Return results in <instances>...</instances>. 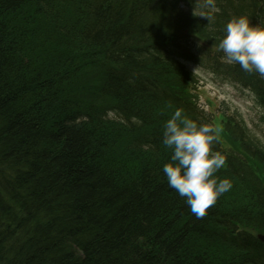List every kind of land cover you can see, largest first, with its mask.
Here are the masks:
<instances>
[{"label": "trees", "instance_id": "obj_1", "mask_svg": "<svg viewBox=\"0 0 264 264\" xmlns=\"http://www.w3.org/2000/svg\"><path fill=\"white\" fill-rule=\"evenodd\" d=\"M23 1L0 0V264H264V246L242 229L264 223L258 178L220 169L216 175L233 187L197 219L162 175L171 151L161 139L139 142L156 159L135 167L140 177L126 174L116 157L107 162L94 139L95 131L115 136L123 121L141 127L149 103L158 101L155 112L166 121L177 108L194 112L164 95L168 104L161 103L168 93L162 81L179 77L158 51L168 46L178 19L161 20L163 8L147 0H42L8 10ZM28 33L29 48L19 40ZM133 38L136 47H130ZM99 52L98 84L89 92L76 76ZM250 79L264 94L258 74ZM62 90L88 131L71 118L66 128L52 118ZM109 109L116 112L111 119ZM224 131L238 137L229 124ZM29 170L49 175V183H33Z\"/></svg>", "mask_w": 264, "mask_h": 264}, {"label": "clouds", "instance_id": "obj_2", "mask_svg": "<svg viewBox=\"0 0 264 264\" xmlns=\"http://www.w3.org/2000/svg\"><path fill=\"white\" fill-rule=\"evenodd\" d=\"M218 48L229 63L264 78V27L251 25L245 17H234L227 22ZM214 133L213 127L189 118L180 108L162 129L161 142L171 151L170 162L163 165L162 172L169 188L184 199L197 219L233 187L230 178L216 175L225 158L219 153L211 155Z\"/></svg>", "mask_w": 264, "mask_h": 264}, {"label": "bare ground", "instance_id": "obj_3", "mask_svg": "<svg viewBox=\"0 0 264 264\" xmlns=\"http://www.w3.org/2000/svg\"><path fill=\"white\" fill-rule=\"evenodd\" d=\"M42 0H25L21 3H18L15 5V7L10 8L8 10H23L25 8H29L32 4V6H39L41 4ZM6 14L9 15L11 14V11H6ZM72 15V12L70 13ZM61 20H63L64 22H66V20L63 18H61ZM30 26V24L28 25ZM30 27H28L29 30ZM33 33L35 34V32L33 31ZM29 34V33H28ZM120 41H123L124 44V37H120ZM19 40H26L28 44L25 45V47L29 48L31 46V44L28 42L29 40L32 41V38L30 36V34L27 36L26 34L22 37L19 38ZM136 39L133 38L130 42V47H136L137 43L135 41ZM22 43V41H20ZM122 44V45H123ZM101 50V49H100ZM102 51V50H101ZM100 53H98L97 57L94 58L93 60H97L98 58H100ZM97 54V53H96ZM118 54V52H117ZM115 57V56H113ZM53 58H55V55H53V57H51L50 59L53 60ZM110 58V57H109ZM47 61H49V58L46 59ZM111 62V61H110ZM109 65V63H108ZM101 67V65H100ZM98 68V61H95L94 64H89L83 67L82 69V74L77 75L76 77H78L77 82H79V85L82 86L84 84L87 83V87H88V91L90 92L94 86H96L98 84V82L95 80L96 77V70ZM115 66L113 65V71L115 70ZM76 72H79L81 70V65H77L75 67ZM58 75V77H62L61 74L56 73ZM57 77V78H58ZM161 93L158 92L157 98H160ZM55 99V98H54ZM131 102L128 104V106L130 107H134V100H130ZM144 101V100H143ZM61 102H65L67 104L68 107H65L61 104ZM145 102V101H144ZM158 102V101H157ZM157 102L155 103H149V107L145 108H151L145 111V118L143 121V124H141V127L139 126V124H137L136 122L133 121H123L121 123V125L118 127H114L115 131H116V135L115 136H111L109 135L106 131H95L93 132L94 136H95V140L96 141H100L101 144V149L100 152L107 160V162H112L114 160V158L116 157L118 161H121L123 163V165L125 166V172L126 174H130V176L132 177L133 175H135L136 177H140L139 173L140 170H138V172L136 171L135 167L139 166L142 167L144 169V167H146V165L144 164V161L149 162L156 160L155 158L149 157L148 154H145L142 152V150H144L145 148H143V146H141L139 144V142L142 143V140H153V141H157V139H161L162 141V129H163V125L162 123L166 122L165 118H160L158 117V115L156 114V105ZM161 103L162 105H167L168 104V100L165 99V97L162 95L161 98ZM145 104V103H144ZM139 105V103H138ZM97 106L101 109L103 107L101 102H97ZM61 109V110H60ZM60 111V113H59ZM76 111H77V107L74 104L72 99H67L66 96V92L64 90L61 91L60 93V97L56 100V103L54 105V110L51 113L52 118L59 123L60 127H64L66 128L67 123L65 122L66 120H68L69 118H71L70 122H73L75 124H80L81 127L85 128L86 130L89 129L87 127V125L81 124V121H85L83 119H80L76 116ZM107 116L109 117V119H111L114 114H116L114 109H109L106 111ZM174 112H171L167 115L168 118L171 117V115ZM187 113L189 112H184V114L187 115ZM214 116L219 120L221 118V114L219 111H214ZM189 118L195 120L198 122V120H201L203 122H211L215 119V117L213 115L210 114H206V113H198L196 114L195 112H190V115H187ZM61 119L62 121H60L59 119ZM160 118V119H159ZM164 119V120H163ZM220 121V120H219ZM86 122V121H85ZM91 127V126H90ZM92 128V127H91ZM128 130L130 132H128ZM88 131V130H87ZM84 132V130H83ZM109 132V131H108ZM156 133H159L156 134ZM117 143L116 147L114 148V145ZM139 153L140 157L138 160H136L137 156L136 154ZM134 154V155H131ZM131 155V156H130ZM162 173V172H161ZM29 177L32 178L33 183L38 184L41 180H45L47 183H49L50 178L49 175H37L35 174V172L29 170L26 173ZM163 175V173H162ZM148 175L145 174L142 178H140V181H146L144 178L147 177ZM42 183V182H41ZM39 184L40 186H43V184ZM226 193L223 194L221 197H219L218 199H223L225 197ZM112 196L110 195L109 198H111ZM28 196L24 197L23 202H27ZM218 204V203H217ZM216 204V205H217ZM217 207V206H216ZM252 212L254 214H258V206H253L252 205ZM249 208V207H248ZM242 223L238 222L235 224L236 226V230L238 231L241 227ZM262 226V228L256 226V225H248V228L244 231L245 234H247L248 237L250 236H255L256 234H264V223L260 224ZM202 227L204 226V224L201 225ZM253 239H256L255 237H253Z\"/></svg>", "mask_w": 264, "mask_h": 264}, {"label": "rangeland", "instance_id": "obj_4", "mask_svg": "<svg viewBox=\"0 0 264 264\" xmlns=\"http://www.w3.org/2000/svg\"><path fill=\"white\" fill-rule=\"evenodd\" d=\"M199 3H202L205 6L211 4L210 6H206V8L213 9L212 5L215 4V0H196V5H198ZM195 8L199 9L196 6ZM165 9H167L166 6ZM204 10L205 9L203 8L201 13L207 15ZM188 15H193V13L188 12ZM203 26L207 27L206 24H203ZM195 70L198 73V76L196 75V78L199 79L198 98L201 104H203L205 107H211L213 105L209 104L208 100H211L215 105H218L225 99L230 103L231 106L237 107L241 112L244 113L245 106L242 102V99H250L251 103L253 104L252 95L247 90H242L241 88L234 85L219 81V77L213 74L211 71H203L202 69ZM251 113L256 114L257 116L259 113V108H257L256 111L255 106H253ZM257 125L260 126V123H258Z\"/></svg>", "mask_w": 264, "mask_h": 264}]
</instances>
